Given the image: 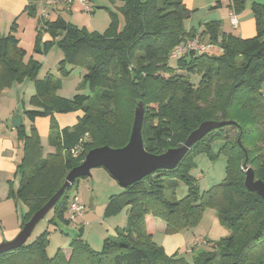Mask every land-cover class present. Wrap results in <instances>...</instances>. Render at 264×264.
<instances>
[{
  "label": "trees",
  "instance_id": "obj_1",
  "mask_svg": "<svg viewBox=\"0 0 264 264\" xmlns=\"http://www.w3.org/2000/svg\"><path fill=\"white\" fill-rule=\"evenodd\" d=\"M28 14L37 15V0H29ZM119 12H112L109 27L103 33L87 31L59 15L38 19V34L33 53L47 54L54 45L43 40V31L61 34L59 45L67 62L86 66L84 83L92 94L77 93L72 98L57 94L60 79L51 72L44 78L37 74L41 62L20 45L15 20L8 34L0 36V94L15 81L25 77L34 82L35 93L24 111L34 121L51 117L50 139L54 151L44 154V147L32 128L17 126L24 143L18 165L20 185L10 196L27 206L22 227L64 184L68 172L78 166L93 148L125 146L130 138L134 108L144 107L142 135L147 151L161 154L179 147L188 135L207 120L229 121L197 141L173 169H158L111 196L105 216L127 208L126 224L106 236L100 250L83 238L82 229L73 237L66 257L59 247L49 255V230L32 241L0 253V264H264V200L245 185L244 164L252 167L256 179L264 181V2H254L252 11L257 33L243 38L224 32L221 21L205 22L200 32L206 44H220L221 52L210 49L190 51L171 58L174 48L198 30L188 29L191 10L184 0H121ZM247 0H231L230 7L240 14ZM93 12V10H92ZM174 61V65H172ZM67 73V72H66ZM191 74L200 76L198 82ZM85 85V86H86ZM82 111L73 126L60 128L54 114ZM240 139V141H239ZM221 141L218 152L214 143ZM73 151H78L75 155ZM206 154L211 160L227 158L226 177L208 189L200 188L196 157ZM88 176L76 179L50 212V223L69 225L66 217L73 186ZM188 186V194L178 199V181ZM213 206L229 236L215 241L188 260L178 253L168 254L155 242L154 230L147 217L161 218L166 234L182 232L197 225L206 206ZM204 244L209 243L204 241Z\"/></svg>",
  "mask_w": 264,
  "mask_h": 264
},
{
  "label": "rangeland",
  "instance_id": "obj_2",
  "mask_svg": "<svg viewBox=\"0 0 264 264\" xmlns=\"http://www.w3.org/2000/svg\"><path fill=\"white\" fill-rule=\"evenodd\" d=\"M92 9V13H88L84 10V7L76 2L72 4L71 10H68L67 7L64 5H60V14L63 16L67 21H70L72 24L76 25L80 29H85L87 31H98L103 33L107 30L110 25L112 12H116L119 15L121 26L124 25V17L119 12V8L123 6V2L121 0H87ZM254 0H251L249 3V8L252 7ZM260 3H263L264 0H257ZM41 16V9H37V15L33 16L28 13L22 14L17 19L16 24V32L18 36L21 38V43L24 45L26 49H28V54L25 57V62L28 63L31 55H34L42 64L37 77L44 78L51 72L54 76L58 77L61 82V86L57 90V94L66 97L72 98L77 93L83 94H94L92 93L91 89L84 83V76L88 72L86 66H78L72 65L67 62V67L65 70H61L59 67L60 62L65 58V53L63 48L59 45V42L62 39L61 34L54 35L49 31H43L42 39L43 40H51L54 42L53 47L47 54H38L33 53V45L35 43L38 30V21L37 19ZM55 17L54 15H50L49 18ZM4 21H8L10 18L5 16L3 18ZM2 19V20H3ZM197 16L193 17L192 19H188L186 22L187 28H192L195 26L197 29L201 30L204 25L203 23L200 24L195 22ZM12 22V20H11ZM4 23V22H2ZM1 23L0 30L3 34H7L8 30L3 28V24ZM230 24L227 25V31L229 32ZM222 29V26H221ZM242 37V36H241ZM254 37V36H252ZM251 38V37H250ZM208 43V40L205 41ZM212 53H220L221 47L220 44H217L214 48L210 50ZM174 65V61L171 62ZM67 72V73H66ZM200 76L198 74H191V79L194 82L199 81ZM86 85V86H85ZM11 88H13L12 94L16 95L19 94V105L18 111L24 116V106L22 100L28 103L32 93L35 91L34 82L28 77H25L21 81H15ZM74 89L75 92H74ZM264 91V85H263ZM17 96V95H16ZM3 103V101H1ZM142 106L141 102H138L134 108L136 109ZM144 108V107H143ZM145 110V109H144ZM18 113L16 112L13 117H15ZM135 115V114H134ZM9 119V123L11 124L14 118ZM5 119V118H4ZM46 145L48 144L45 140ZM216 145H214L215 148ZM202 155V154H201ZM206 154H204L203 159L199 158L195 160L196 168L193 170V173L197 176L200 188L202 191L204 189H208L209 187L221 182L223 178L226 177L225 174V164H226V156L221 155L217 160H211ZM207 158V159H206ZM102 168V167H97ZM103 169V168H102ZM104 170V169H103ZM93 175V174H92ZM117 183L116 180H114ZM84 188V185H83ZM100 188L97 189L96 195L92 194V191L89 189L84 188L83 194H85V198H88L89 201L91 200L90 197L95 196V200H93V204L90 205L89 202L86 201V206L83 212V215L79 216L76 221H72L68 226L62 222H58V225H54L50 223V219L53 216L52 212H49L34 228L32 234L28 238V242L34 241L37 236L43 233L45 230H49L53 232V236L51 239V244L49 246V255L52 256L56 253L59 247H67L69 246L73 237H76L79 233V230L82 229L83 238L88 241V236L91 237V247L94 248L95 243H98L101 236L105 234L106 236H111L115 234V225L117 220L120 222L121 226L123 222L127 220V210L122 213L120 217V213L118 212L116 215H112L109 217L105 216V209L107 207L106 196H103L99 191ZM123 190V189H122ZM90 191V192H89ZM188 186L182 182L178 181V185L176 188V197L178 199L184 198L188 194ZM77 193L78 196L82 195V186L75 184L72 189V194ZM89 193V194H88ZM24 208L26 209L25 205L22 203ZM121 212V211H120ZM125 217V218H124ZM77 225V226H76ZM118 225V224H117ZM78 228H76V227ZM82 226V227H81ZM55 229H59L55 231ZM65 231V235L61 234L60 230ZM110 229V231L108 230ZM69 235H66L68 234ZM182 233L187 236V241L183 245L180 246L177 253L179 256H184L188 260H192L198 253L206 249H212L215 241H218L222 238L229 236L230 230L226 226L222 225L220 219L217 215V211L213 206H206L204 209L203 216L201 220L192 228L183 230ZM69 237V239L63 240L64 237ZM98 239V240H97ZM203 240L208 241L209 243L203 244ZM89 242V241H88ZM195 242V243H194ZM197 242V243H196ZM195 244V245H194ZM197 244V245H196ZM102 247V246H101ZM94 248L96 250L101 249ZM188 248L192 249L190 253H187Z\"/></svg>",
  "mask_w": 264,
  "mask_h": 264
},
{
  "label": "crops",
  "instance_id": "obj_3",
  "mask_svg": "<svg viewBox=\"0 0 264 264\" xmlns=\"http://www.w3.org/2000/svg\"><path fill=\"white\" fill-rule=\"evenodd\" d=\"M184 2L186 6L191 10L190 19L197 16L195 22L204 24L205 22L210 20H219L221 21L222 31L224 32L227 31L226 28L229 23L230 24L229 32H235L238 35L242 36L243 38H250L252 36H255L257 33L256 19L253 14L252 7L249 8V3L251 2V0H247L246 8L240 14H236L231 9L230 7L231 0H184ZM254 2H258V1L254 0L253 3ZM29 4H30L29 0H0V26L1 23L4 22L2 23L3 28L8 30L9 33L13 22L17 20L22 14L28 13L26 8ZM36 5H37V9L39 10L41 7L40 4L38 3V0L36 1ZM45 7L47 8L48 15L44 18L50 19L49 16L54 15L55 17L50 19V20H54L59 15H61L59 13L61 9L59 5L51 6V7L45 6ZM71 8L69 9L67 8V9L71 10ZM232 14H236L239 20V24L236 29L233 28L231 25ZM5 16H8V18H10L6 22L3 19L5 18ZM192 28H196V27L192 26ZM197 30L198 32H201L203 28L201 30L199 29ZM16 34L18 35L17 32ZM4 35H6V33L3 34L2 31L0 30V36H4ZM20 45L23 48H25L24 45L21 43V38H20ZM34 45H33V50H34ZM26 51L28 52V49H26ZM75 90L76 89H74V92ZM12 92H13V88H11L10 86L8 88H5L0 94V244L10 242L16 238V236L22 230V216L27 212V208L25 209L24 206L22 205L23 202H21L14 196H10V190L13 189L16 191L20 185L21 177L17 169L19 163L23 158L24 143L19 136L17 127L14 126L13 121L10 124L9 119L12 118L14 114L17 112L21 116L22 123L24 124L25 129L28 133L31 131L32 128L36 129L37 134L40 137V140L44 147V154L46 155L49 152L54 151V147L52 145L53 143L51 142L50 139L51 122H52L51 117L50 116L37 117L34 121H31L25 115V113L23 116L20 113V111H18V108L20 107L19 99H18L19 94L16 93L17 95L16 96L12 94ZM34 93L35 91L32 93V95ZM1 101H3V103ZM21 104H23L24 106V111L33 108V106L29 103V101L28 103H26L25 101L22 100ZM81 115H82V111H73L68 113H55L54 117L59 127L63 128L66 126L75 125L78 122V119L81 117ZM45 140L48 143L47 145ZM214 145H216L214 150L218 152L222 145V142L218 141L214 143ZM203 155L204 154L197 156L196 157L197 161L199 158L203 159L204 157ZM226 167H227V160L225 164V174H226ZM102 168L92 169L91 172L93 175L81 179L77 183V188L79 185L82 186V195L79 197L81 202L85 206L87 204L86 201L89 202L90 205H92L94 202L93 200H95V196L90 197L91 200L89 201L88 198H85L86 195L83 194L84 188L88 190L90 189L92 191V194L94 195H96L97 189L100 188L99 191L101 192V194H103V196H106L105 204L107 203V201L110 199L111 196L117 195L122 191V187L119 185V183L117 182L118 184H116V182L114 181L115 179L108 173L106 169L103 168L104 169L103 170ZM25 207L27 206L25 205ZM126 210L127 208L123 209L122 212H120V217L122 216V213ZM115 223L116 225L114 228L120 227L121 220L120 222L117 220V222ZM125 224L126 221L123 222V225ZM147 224L149 229L154 230L153 238L155 242L163 246L168 254L176 253L180 248V246L186 243L188 239L187 236H185L182 232L175 234H166L165 233L166 223L161 218L148 216ZM58 230L59 229H55V231ZM108 230L110 231V229ZM59 232L65 235L64 230L61 229ZM66 235H69V233ZM52 236H53V232L51 231L50 244H51ZM105 237L106 235L103 234L100 240L97 239L98 243H95L94 248L96 249L100 248L102 246V241ZM62 239L68 240L69 237L66 236ZM90 240L91 237L89 235L88 241L91 244ZM61 248L63 249L66 257L69 258V256L71 255V249L69 248V246L67 247L61 246Z\"/></svg>",
  "mask_w": 264,
  "mask_h": 264
},
{
  "label": "water",
  "instance_id": "obj_4",
  "mask_svg": "<svg viewBox=\"0 0 264 264\" xmlns=\"http://www.w3.org/2000/svg\"><path fill=\"white\" fill-rule=\"evenodd\" d=\"M144 113L142 106L136 109L130 138L125 146L112 148L105 145L91 149L84 160L68 172L63 186L23 225L16 238L0 244V253L24 245L36 225L51 211L64 191L73 185L76 179L91 176L92 169L103 167L120 186L127 187L158 169L175 168L197 141L212 130L231 123L229 121H204L188 135L181 146L169 148L161 154H154L147 151L144 146L142 135ZM13 124L15 127L22 124L19 114L14 117ZM244 171L247 189L258 193L264 200V181L256 179L254 169L246 163Z\"/></svg>",
  "mask_w": 264,
  "mask_h": 264
},
{
  "label": "built area",
  "instance_id": "obj_5",
  "mask_svg": "<svg viewBox=\"0 0 264 264\" xmlns=\"http://www.w3.org/2000/svg\"><path fill=\"white\" fill-rule=\"evenodd\" d=\"M78 2L80 3L83 7L84 10L87 11L88 13H92V7L90 3L87 0H38V3L40 4V9H41V16L46 17L47 14V7L51 6H57V5H64L68 9L71 8L72 4ZM239 24V20L236 14H232L231 16V25L233 28H237ZM214 44H206L202 41L200 32H197V34L189 38L187 41L178 44L174 50L171 52V58H178L182 55H185L189 53L190 51H197V52H202L206 51L210 48H214ZM74 154L76 155L78 151H73ZM85 205L81 202L80 197L77 195V193L71 194L68 208L66 211V217L72 221H76L77 218L81 215H83L84 212V207ZM77 226V225H76ZM197 243V242H196ZM204 244V242H203ZM197 245V244H196ZM192 249H188L187 253H190Z\"/></svg>",
  "mask_w": 264,
  "mask_h": 264
}]
</instances>
